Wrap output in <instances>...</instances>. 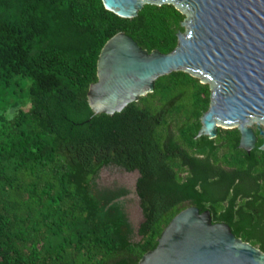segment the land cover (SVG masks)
Returning <instances> with one entry per match:
<instances>
[{"label": "trees", "instance_id": "obj_1", "mask_svg": "<svg viewBox=\"0 0 264 264\" xmlns=\"http://www.w3.org/2000/svg\"><path fill=\"white\" fill-rule=\"evenodd\" d=\"M183 19L171 5L126 19L101 0H0V264H137L189 206L264 252L262 137L253 127L249 153L236 128L196 137L207 84L172 72L112 115L87 103L109 38L168 53ZM108 165L134 175L136 241L96 196Z\"/></svg>", "mask_w": 264, "mask_h": 264}, {"label": "water", "instance_id": "obj_2", "mask_svg": "<svg viewBox=\"0 0 264 264\" xmlns=\"http://www.w3.org/2000/svg\"><path fill=\"white\" fill-rule=\"evenodd\" d=\"M101 2L120 18L135 17L144 5H171L184 19L168 53L148 52L124 32L104 43L96 58L97 79L86 95L93 114L120 112L152 93L159 77L185 72L209 88L196 137L214 138L218 128H236L239 148L249 153L255 127L264 150V0ZM156 241L137 264H264V252L195 206L174 215Z\"/></svg>", "mask_w": 264, "mask_h": 264}, {"label": "rangeland", "instance_id": "obj_3", "mask_svg": "<svg viewBox=\"0 0 264 264\" xmlns=\"http://www.w3.org/2000/svg\"><path fill=\"white\" fill-rule=\"evenodd\" d=\"M133 179L134 175L126 174L121 168L108 165L99 172L95 188L100 192H97L96 196L101 200L105 213L122 216L127 225L129 238L136 241L138 240L136 229L141 221V214L133 189L130 187Z\"/></svg>", "mask_w": 264, "mask_h": 264}, {"label": "flooded vegetation", "instance_id": "obj_4", "mask_svg": "<svg viewBox=\"0 0 264 264\" xmlns=\"http://www.w3.org/2000/svg\"><path fill=\"white\" fill-rule=\"evenodd\" d=\"M126 213V212H125Z\"/></svg>", "mask_w": 264, "mask_h": 264}]
</instances>
